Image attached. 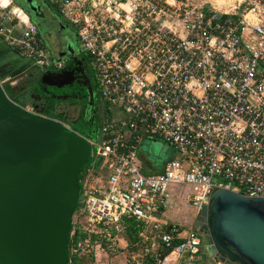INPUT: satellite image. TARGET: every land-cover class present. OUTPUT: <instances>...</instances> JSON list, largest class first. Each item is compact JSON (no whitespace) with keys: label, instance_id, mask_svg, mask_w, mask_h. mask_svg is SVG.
<instances>
[{"label":"built area","instance_id":"built-area-1","mask_svg":"<svg viewBox=\"0 0 264 264\" xmlns=\"http://www.w3.org/2000/svg\"><path fill=\"white\" fill-rule=\"evenodd\" d=\"M49 1L77 28L100 91V129L90 139L99 165L79 192L82 229L95 240H78L71 253L116 254L134 219L145 241L138 264L196 261L198 228L160 218L172 187L192 189L196 212L219 188L264 197V0ZM19 11L16 21L0 12V37L33 66L58 69ZM157 137L179 155L145 173L139 150Z\"/></svg>","mask_w":264,"mask_h":264},{"label":"water","instance_id":"water-1","mask_svg":"<svg viewBox=\"0 0 264 264\" xmlns=\"http://www.w3.org/2000/svg\"><path fill=\"white\" fill-rule=\"evenodd\" d=\"M68 75L37 74L55 87L68 84ZM91 158L87 136L65 122L29 112L8 95L0 79V264H69L79 176ZM195 227L217 261L264 264V197L216 189L196 212Z\"/></svg>","mask_w":264,"mask_h":264},{"label":"flooded vegetation","instance_id":"flooded-vegetation-1","mask_svg":"<svg viewBox=\"0 0 264 264\" xmlns=\"http://www.w3.org/2000/svg\"><path fill=\"white\" fill-rule=\"evenodd\" d=\"M12 1L22 10L23 6L24 12L30 10L29 20L37 25L49 57L61 62L58 69L49 71L70 73L68 84L47 86L37 76L42 69L32 66L25 75L11 78L9 85L16 101L38 114L95 132L100 127V91L92 61L82 49L77 28L63 18L49 0ZM33 7L35 10L31 9Z\"/></svg>","mask_w":264,"mask_h":264},{"label":"crops","instance_id":"crops-1","mask_svg":"<svg viewBox=\"0 0 264 264\" xmlns=\"http://www.w3.org/2000/svg\"><path fill=\"white\" fill-rule=\"evenodd\" d=\"M15 50L16 49H14L13 47H10L5 41H3L0 38V77L11 79L12 77H15V76L16 77L20 75L23 76L25 75V73L29 72L30 68L33 66L31 60L21 56L18 52H14ZM139 158L142 164V170L144 172H149V173H156L160 171L163 167L164 162L166 161V160L165 161L162 160V163L160 164L159 162L154 160L153 157H151L148 153L143 152L142 146L140 147V150H139ZM175 188H179V189H175ZM187 188L191 189L190 187H184V186L172 187L170 189L171 196H170L168 205L166 206L163 214L160 215V218L162 221H167L169 223H179L180 225L184 226L185 229L195 227V224H194L195 220H194V217H192V214H196L195 213L196 211L191 205L189 206L187 203H184V201L188 202ZM123 234H124V231L120 236L121 240L119 242L122 250L127 249L128 247L129 248L131 247L130 245L131 242H129L127 238L123 236ZM139 237L141 240L140 235ZM204 248L206 250L205 246ZM201 251H202V248H201ZM200 253L198 254L197 260L190 264H225V263H221L217 261L209 253H208L209 254L208 258L206 260L204 259L203 262H200V256H199ZM101 254H102V251L97 249L96 252L94 253L93 262H91L90 264H99L97 260H99L98 258L99 256H101ZM124 255H126V252H123V251L122 253H119L115 256H109V257L106 254H103V256H105L104 258H106V261L108 262L107 264H126L123 258ZM131 257L133 258V261L134 260L138 261L134 259L135 255ZM131 257L126 258L128 262L129 260L132 261ZM134 264H138V263L136 262Z\"/></svg>","mask_w":264,"mask_h":264},{"label":"rangeland","instance_id":"rangeland-1","mask_svg":"<svg viewBox=\"0 0 264 264\" xmlns=\"http://www.w3.org/2000/svg\"><path fill=\"white\" fill-rule=\"evenodd\" d=\"M8 2H9L8 8L6 10H4V11H2V9L0 8V12L8 15L10 17V19H13V20L15 19L14 21H16L17 20L16 14L20 10L19 5L17 3H15V2H13L12 0H7V1L4 0L3 1V5H5L6 3L8 4ZM12 11H14V13ZM20 15H22V14H20ZM17 26H18V29L21 28V25L18 24ZM12 80L13 79H6L4 77L1 78V81H2L3 84L4 83L11 84ZM141 146L143 148V152L148 153L151 157H153L154 160H156L160 164L162 163V160L165 161V160H168L170 158L177 157L179 155V153L168 142H166L164 139L159 138V137H157V138H145L142 141V145ZM91 173H92V171H89L87 173V175H89L90 178L91 177H95V178L97 177V174H95V172H93L92 174ZM104 174H105V171L103 169H100L99 175H104ZM176 187H179V186H176ZM184 187H186V186H184ZM175 189H179V188H175ZM187 191H188V193H191L192 189L187 188ZM184 203H187L190 206V204L188 202L184 201ZM79 213H80V211L78 212V214ZM192 217H194V220H195L196 214H192ZM83 219H84V217L82 216L81 224L82 223L85 224L83 222ZM147 229H149V228L147 227ZM123 236L126 237L127 240L130 242V239H129V236L127 235V233H124ZM131 239H133L132 243H135V241L136 242L138 241L140 243V245L139 246H133L134 244L131 243L130 244L131 245L130 248L128 247L127 249H123V250L120 249L116 254H109V253L101 250L102 254H101V256H99V258H98L99 260H97V262L99 264H107L108 262L106 261V258H104L105 256H103V254H106L109 257V256H115V255H117L119 253H122V251L126 252V255L123 256L124 262H126V264H130V263L134 264L136 262L138 263L139 261H143V254H144L143 245H144L145 241L142 240V237H141V240H139L134 235L131 236ZM204 246H205V240H204V243L202 245V251H201V253L199 255L200 256V262H203L204 259L206 260L208 258V255H209L208 252L205 250ZM134 255H135L134 259H136L138 261H135V260L133 261V258L131 256H134ZM128 257H131L132 261L129 260V262H128L127 259H126ZM145 260H147V259H145Z\"/></svg>","mask_w":264,"mask_h":264},{"label":"trees","instance_id":"trees-1","mask_svg":"<svg viewBox=\"0 0 264 264\" xmlns=\"http://www.w3.org/2000/svg\"><path fill=\"white\" fill-rule=\"evenodd\" d=\"M0 38L2 39V37H0ZM14 52H17V51L15 50ZM1 78L2 77H0V79ZM3 86L6 90V92L8 93V95L16 101L17 98H16V95H14L12 93L13 90L11 89V86L7 83H4ZM71 127L73 128V130L84 134L89 139L96 138L98 133H99V129H100V127H99L95 132L92 133L90 130H88V131L83 130V128H81L80 126L71 125ZM98 165H99V159L97 157H93L85 163V165L83 166V168L81 170V174L79 176L80 189L82 188V179L84 178L87 169L90 166H93V168H97ZM79 207H80V196L78 198V203H77V207H76V213H75L76 215L72 221V225L70 227V231L68 234L67 256H68L69 264H90L91 262H93V259H94V252L93 251H91L88 254L83 255V256H76V255L71 253L72 252L71 251L72 246L78 240H87L88 239L90 243H92L95 240V236L93 234L88 235L82 229L81 214L80 213L78 214ZM142 225H143L142 222L135 221L134 219H128L125 221L124 233H127L131 243L133 242L132 241L133 239H131V236H133V235L136 236L140 240V237L138 234L140 233V231L143 228ZM132 244H134L133 246H139L140 245V243L138 241L137 242L135 241V243H132ZM158 251L160 252L161 256H164V255L168 254L169 249H164L163 247H159ZM146 259L149 260L148 257H146Z\"/></svg>","mask_w":264,"mask_h":264},{"label":"bare ground","instance_id":"bare-ground-1","mask_svg":"<svg viewBox=\"0 0 264 264\" xmlns=\"http://www.w3.org/2000/svg\"><path fill=\"white\" fill-rule=\"evenodd\" d=\"M0 1H1V4L3 5V1H4V0H0ZM6 1H7V0H6ZM8 3H9V2H8ZM6 4H7V3H6ZM6 4H5V5H6ZM3 6H4V5H3ZM19 12H20V11H19ZM20 14H23V13L20 12ZM23 16H24V15H23Z\"/></svg>","mask_w":264,"mask_h":264}]
</instances>
